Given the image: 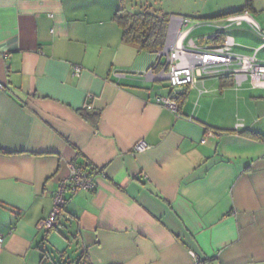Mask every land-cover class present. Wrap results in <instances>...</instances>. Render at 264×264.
Instances as JSON below:
<instances>
[{
	"label": "crops",
	"instance_id": "crops-1",
	"mask_svg": "<svg viewBox=\"0 0 264 264\" xmlns=\"http://www.w3.org/2000/svg\"><path fill=\"white\" fill-rule=\"evenodd\" d=\"M120 6L0 0V264H264V87L206 76L172 111L165 57L123 40ZM235 10L170 18L165 46L191 28L185 46L217 33L264 63ZM249 13L264 31V0ZM69 162L96 187L66 192L70 218L39 229Z\"/></svg>",
	"mask_w": 264,
	"mask_h": 264
},
{
	"label": "built area",
	"instance_id": "built-area-1",
	"mask_svg": "<svg viewBox=\"0 0 264 264\" xmlns=\"http://www.w3.org/2000/svg\"><path fill=\"white\" fill-rule=\"evenodd\" d=\"M171 22L179 20L182 24H188L190 19L185 17L171 18ZM229 24L239 25L242 22L248 23L264 40V31L253 19L248 10L227 16ZM191 28L181 32H170L174 36L173 45L164 46L163 50L156 55L157 58L165 57L163 72L166 75L170 93L167 96L159 97L162 105L167 106L172 111H177L182 98L180 88H195L198 81L206 76L229 75L236 84L242 80L250 79L254 87H264V63L259 62L255 56H246L233 52V39L224 36V39L216 44H207L203 47L196 46L189 41L187 46L182 44L183 38L189 33ZM181 40V41H180ZM79 71V67H75ZM0 87L2 83L0 82ZM147 147L144 142L136 145L135 149L142 151ZM67 174L58 181L57 189L52 196V209L49 215L41 220L37 227L39 229H50L52 226L70 218L66 210V192L77 190H91L96 187V178L89 169L74 163H67ZM3 237L0 236V247Z\"/></svg>",
	"mask_w": 264,
	"mask_h": 264
},
{
	"label": "trees",
	"instance_id": "trees-1",
	"mask_svg": "<svg viewBox=\"0 0 264 264\" xmlns=\"http://www.w3.org/2000/svg\"><path fill=\"white\" fill-rule=\"evenodd\" d=\"M253 1L254 0H243V6L241 8L225 16L227 17L244 10L250 11ZM114 20L121 27L123 31L122 38L126 43L132 44L140 50L154 53L163 50L169 23L168 14L158 15L150 11L148 7H142L139 10L131 12L126 9L125 0H121V6L116 11ZM217 35L219 34L216 33L212 35L208 38V41L221 42L224 39V36ZM220 78L223 84H226L228 80L233 82L229 75H221ZM90 172L94 174L93 171L90 170ZM53 227L54 226L50 229ZM65 264H70V262H65ZM75 264H89L86 254L81 253L76 259Z\"/></svg>",
	"mask_w": 264,
	"mask_h": 264
},
{
	"label": "rangeland",
	"instance_id": "rangeland-1",
	"mask_svg": "<svg viewBox=\"0 0 264 264\" xmlns=\"http://www.w3.org/2000/svg\"><path fill=\"white\" fill-rule=\"evenodd\" d=\"M242 3L243 0H125L126 9L131 12L148 7L150 11L158 15L168 14L169 19L185 17L196 23H211L212 20L207 21L205 18L218 14V10L221 9H237L242 6ZM196 23L193 25H197ZM203 25L196 28L189 37L196 39L197 34H212L213 29Z\"/></svg>",
	"mask_w": 264,
	"mask_h": 264
}]
</instances>
